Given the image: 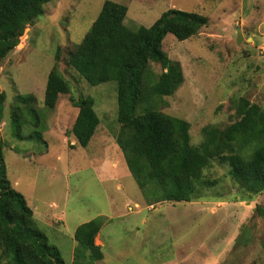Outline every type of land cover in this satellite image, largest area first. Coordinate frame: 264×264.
<instances>
[{
	"label": "rangeland",
	"instance_id": "rangeland-1",
	"mask_svg": "<svg viewBox=\"0 0 264 264\" xmlns=\"http://www.w3.org/2000/svg\"><path fill=\"white\" fill-rule=\"evenodd\" d=\"M104 1L51 0L1 63L6 101L0 140L12 186L26 197L65 264H74L78 226L96 218L103 221L95 242L104 254L96 264H264V192L240 201L229 166L217 158L204 171L210 183L200 198L145 199L116 142L117 83L91 85L68 64ZM113 1L128 7L125 23L131 28L149 27L171 8L208 18L197 35L180 41L168 34L163 43L181 63L184 82L164 97L161 110L190 122L192 144L204 141V128L223 130L236 122L239 98L264 108V0ZM57 54L70 92L49 109L45 89ZM150 67L163 71L155 62ZM18 95H34L41 118L36 124L29 114L21 137L12 124ZM79 95L94 99L101 120L87 147L70 133L78 115L71 98Z\"/></svg>",
	"mask_w": 264,
	"mask_h": 264
},
{
	"label": "trees",
	"instance_id": "trees-1",
	"mask_svg": "<svg viewBox=\"0 0 264 264\" xmlns=\"http://www.w3.org/2000/svg\"><path fill=\"white\" fill-rule=\"evenodd\" d=\"M51 0H0V66L19 45L28 25ZM125 4L105 0L90 31L69 52L68 64L91 85L117 83L118 121L116 142L145 199L154 202H191L201 197L210 182L204 171L213 159L229 166V174L239 185L240 201H252L264 192V108L241 97L238 120L225 129L204 128V141L192 144L190 122L161 110L164 97L172 95L184 82L179 61L163 49L168 34L184 41L197 35L208 18L197 12L171 8L149 27L131 28L125 19ZM161 65L157 74L150 63ZM70 92V82L57 61L47 79L44 104L56 106L60 94ZM34 95H18L12 108L16 135L28 115L41 121L33 105ZM6 93H0V125L4 118ZM78 108L70 130L77 143L87 147L94 137L100 117L90 96L71 98ZM32 137V136H31ZM0 140V264H65L60 249L48 241L39 228L26 197L15 190L8 176ZM236 200V201H239ZM103 221L93 219L75 231L77 246L74 264H96L104 258L95 239Z\"/></svg>",
	"mask_w": 264,
	"mask_h": 264
}]
</instances>
